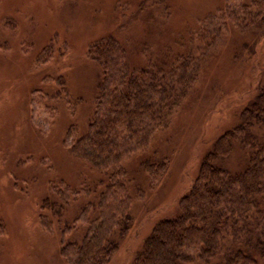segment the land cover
<instances>
[{"label": "rangeland", "instance_id": "rangeland-1", "mask_svg": "<svg viewBox=\"0 0 264 264\" xmlns=\"http://www.w3.org/2000/svg\"><path fill=\"white\" fill-rule=\"evenodd\" d=\"M149 4L0 0V264H66L59 253L60 222H70L87 199L71 201L62 216L42 211L40 204L46 197L55 199L52 191L61 183L95 189L96 173L63 143L70 126L83 135L92 117L101 72L87 58L91 43L113 36L127 43L135 65L146 63L143 45L154 61L191 52L200 74L168 129L156 133L148 150L127 164L140 180L139 161L156 150V158L167 157L168 170L155 187L145 189L144 199L134 197L131 228L107 264H131L153 227L178 215V201L201 157L264 86V28L242 31L218 18L235 0H165L168 15L160 18ZM33 91L50 97L38 101L32 116ZM243 155L241 149L233 155L234 169L243 165ZM39 215L51 231L40 225Z\"/></svg>", "mask_w": 264, "mask_h": 264}, {"label": "trees", "instance_id": "trees-1", "mask_svg": "<svg viewBox=\"0 0 264 264\" xmlns=\"http://www.w3.org/2000/svg\"><path fill=\"white\" fill-rule=\"evenodd\" d=\"M146 1L158 18L168 15L165 0ZM235 3L220 11L223 24L255 33L264 28V0ZM125 44L107 36L88 46L87 58L101 72L92 117L85 134L70 126L63 141L72 157L96 173L95 189L61 183L52 191L55 199L46 197L40 204L42 211L62 216L71 201L87 199L70 222H60L59 253L66 264H107L117 252L132 225L134 197L144 199L145 189L155 187L168 170L167 157L156 158V150L139 161L142 180L127 164L148 150L156 133L168 129L199 80L191 52L154 61L143 45L146 63L135 65ZM49 97L31 93L32 116L38 101ZM240 149L243 165L234 169L230 161ZM178 210L153 227L131 264H260L264 259V86L201 157ZM39 222L51 231L45 216L39 215ZM72 234L79 239L68 241Z\"/></svg>", "mask_w": 264, "mask_h": 264}]
</instances>
